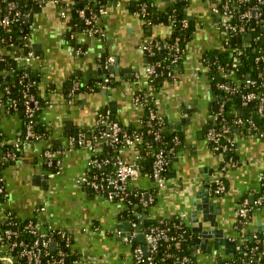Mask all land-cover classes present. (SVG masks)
<instances>
[{"label":"crops","instance_id":"0c3cea01","mask_svg":"<svg viewBox=\"0 0 264 264\" xmlns=\"http://www.w3.org/2000/svg\"><path fill=\"white\" fill-rule=\"evenodd\" d=\"M138 1L115 0L109 5V13L101 21L104 37L88 34L82 20L71 19V9L63 16L65 7L55 0H46L31 12L28 36L36 58L30 66L44 98L45 105L37 115L42 128L49 132L44 140L23 141L16 147L23 120L0 102V133L3 144L10 147L8 151L0 149L1 162L8 163L2 171L7 197L0 201V223L9 209L20 218L39 215L45 223L72 234V248L81 254L78 264L134 261L133 243L123 236V232L130 230L129 222L121 220L125 204L111 201L90 188L86 190L77 182L103 147L79 146L77 138L81 132L90 137L91 132L106 129L98 123L100 114L132 128L142 124L143 108L135 105L134 98L140 90L151 87L143 44L151 37L167 40L171 27L158 23L146 30L145 20L130 7ZM178 1L182 4L186 1L183 7L187 16L195 18L197 25L185 58L156 94V106L174 127L185 119L181 130L183 144L173 158L166 188L160 189L149 175H142L130 187H140L147 202L153 203L149 211L152 218L161 221L181 215L190 226V239L195 235L191 213L195 203L201 202L197 193L207 190L213 205L210 213L217 217L225 239L258 240L264 237V202L257 204L264 174V137L242 127L235 128L236 153L230 159L215 153L206 139L219 100L214 96L211 71L203 56L211 53L214 61L215 53L223 49L226 37L219 29L220 16L216 12L220 0H156L155 5L163 11ZM16 52L0 43V57L6 54L15 57ZM109 57L118 59L121 69L108 73L117 79L113 87L81 90L78 85L106 75H100L98 69L100 66L106 69ZM49 148L60 151L56 160L47 157L45 152ZM8 153L14 158H7ZM119 155L129 162L135 161L130 148L121 149ZM220 178L226 191L214 194L213 185ZM244 202L255 206L247 224L240 225L238 230V209ZM41 207L45 210L40 211ZM199 215L202 217V212ZM205 227L210 228V224L205 223ZM137 239L142 240L143 236L140 234ZM214 244L213 238L204 249L191 244V250H196H192L186 264H225L240 247L235 243L229 253L225 245L209 251L208 247ZM86 257L91 260L84 261Z\"/></svg>","mask_w":264,"mask_h":264},{"label":"trees","instance_id":"16d2710c","mask_svg":"<svg viewBox=\"0 0 264 264\" xmlns=\"http://www.w3.org/2000/svg\"><path fill=\"white\" fill-rule=\"evenodd\" d=\"M9 1L12 0H1L0 1V19L8 15L10 19V25H4L0 23V43L7 45L8 48L16 52L15 57L10 56L9 54L3 55L0 57V102L9 107L10 98L16 100L15 107H11L10 110L16 112L20 115L23 120V129L21 132V137L25 136L27 124L30 121V117L26 112V99L24 97L25 91H28L35 100L38 101V105L35 110L34 116V126L35 131L41 133L43 138L49 134L48 130L43 129L41 124L38 121V114L41 109L44 107V98L40 95L36 83V75L31 66H27L26 62L21 59H16L19 57V49L24 46V39L29 35L30 23L26 18V14L33 12L38 7V3L35 0H13L15 1V8L12 13L8 7ZM115 0H100L99 6L107 5ZM220 3L226 2L227 0H220ZM231 4L234 3V0H229ZM237 1V0H236ZM241 1V0H239ZM156 0H140L135 3L134 6H130L132 11L135 13H140L141 17L145 20V28L148 30L153 25L158 23L169 24L170 17L176 19L177 24L171 32V36L167 40L160 37H154L152 40L153 53L145 52L147 56V65L161 63L159 69L156 68V72L149 77L150 88H144L140 90L136 96H138L142 101L145 102V107L143 108L142 115V124L140 127H129L122 125L128 135L135 137L139 134L142 139L136 143L134 147L125 146L119 144L116 146L104 145L102 152L96 153L94 158L99 159L100 161L105 162L108 160V164L101 168H94L91 170L92 179L97 180L96 176H102L108 172L114 170L113 161L116 156H120L119 152L123 148H130L134 151V157L139 155L141 163V172L142 175H149L153 172V163L155 161L154 152L157 146H162L167 152L168 160V171L172 166V161L176 153L178 152V147L182 146L183 142L181 141L182 132L177 130V127H174L172 123L168 121V118L164 116L163 122L155 123L150 120V111L158 110L156 106V94L161 90L166 80H171V75L168 71L172 70L173 59L178 58L177 63H182L186 55V50L189 41L192 38V34L197 25L195 18H189L185 11V7L181 1L176 2L173 7H168L166 10H159L155 5ZM94 0H74L70 5L72 18H79L78 12L80 9L86 10H95ZM256 6L257 10L261 12V15L258 19H264V1H255V0H243L239 12L236 11L233 14L231 19V24L236 28L229 33L223 42V49L215 53L216 58L213 61L211 53L207 54L205 57L206 62L209 65L211 71L212 79V89L214 91V96L219 101L225 102V120L226 124L233 125L231 122L235 116H241L246 119H253L255 124H257L258 129L246 128L247 131L252 132H261L264 127V117L256 113L258 108L259 98L248 103L247 105L243 104L241 99L242 94L249 91H254L257 93V96L264 95V69H263V57H264V43L261 39V25L253 18L250 21L244 20L241 17V13L250 8ZM146 7L145 16H142V8ZM70 19V20H71ZM184 19L188 20V27L182 26V21ZM256 21V24L253 25V21ZM71 23V21H70ZM249 33H252V40L250 45L244 46L243 38L247 37ZM169 46H168V43ZM179 43L180 52H177L174 49H170V45ZM241 47L243 48V53L241 54L242 64L236 70L237 81L234 83L237 88L235 92L230 95H226L224 91L220 90L216 83L218 81L224 80L222 75L219 73V66L225 67L227 70H231L233 67L234 58L236 52L234 48ZM17 49V50H16ZM13 70V74H5V70ZM103 76H97L89 80L87 83L80 84L81 90L83 91H96V82L102 79ZM250 78L255 81L253 85L247 86V79ZM116 81H114L113 85ZM100 89V88H99ZM223 96V97H222ZM246 114L243 115L242 112ZM223 121V120H221ZM218 121L217 124L208 125L207 129L212 126H215L217 129H220L222 122ZM160 131L162 138L160 140L156 139V132ZM235 132V127H231L229 136L233 135ZM178 140V143H176ZM9 145L3 144L2 134L0 133V149L8 151ZM10 148V147H9ZM236 145L231 146L228 151H224L226 158L230 159L235 156ZM1 157V156H0ZM8 163L1 162L0 158V177H2V171ZM168 174V172H167ZM166 174V178H167ZM152 178V177H151ZM215 183L213 186H216ZM92 192H94L91 189ZM132 193L134 191L143 193V190L140 187H134L131 189ZM258 197L264 198V179L262 181V188L259 192ZM145 196L135 197L133 194L130 197H127L123 200L125 208L121 212V220L126 221H137L140 224V232H149L152 228L161 229L165 226L171 227V235L182 234V241L179 247L170 243L169 241L161 239L157 250L150 251L149 256H144V259L141 262H137L135 259L133 264H176V257L183 258L184 256L192 257L191 245V229L188 223L181 219H165L164 223H160V220L152 218L149 216V211L153 203L146 202ZM255 204L251 207L253 208ZM138 215H141L138 218ZM9 219L16 223V225H11V228H16L21 230L20 239L27 240L30 243H33L37 238L25 230V225L34 217L20 218L16 216L15 212H11ZM7 227L8 225H3ZM55 239L61 241L60 251L68 253L69 256L65 258L66 264H73L75 259L81 257L80 253H77L73 250L72 247L67 246L61 240L59 234H55ZM264 237L260 236L258 240H248L247 243L251 247L255 248V255L250 253L249 255H244L243 252L246 250L245 247H239L238 251L233 253V256L225 264H264V247L263 243ZM142 246L144 249L147 246L145 238L138 240L137 237L133 240V247ZM245 248V250H244ZM55 249L52 252L54 254L59 253L60 251ZM250 250V249H249ZM262 254V257H260ZM171 255V256H169Z\"/></svg>","mask_w":264,"mask_h":264},{"label":"built area","instance_id":"2783aa9c","mask_svg":"<svg viewBox=\"0 0 264 264\" xmlns=\"http://www.w3.org/2000/svg\"><path fill=\"white\" fill-rule=\"evenodd\" d=\"M1 1V0H0ZM38 5L41 7L44 5L46 0H35ZM57 4H61L62 7H65L64 11L62 12L63 16L67 15V10L70 9V5L73 3L74 0H71L70 2L62 3L60 0H55ZM94 7L95 10H86V9H80L78 12V16L80 20H84L85 22V30L90 35H101L104 37L106 35L104 28L101 25V21L105 15L109 13V5L112 3L107 4L106 6H99L100 0H94ZM255 1H264V0H255ZM221 2V1H220ZM243 3V0H234V3L231 4L229 0L226 2L220 3L216 9V12L220 16V22H219V29L222 31L223 35L227 38L229 37V33L234 30L236 27L231 24V19L233 17V14L240 10L241 4ZM8 7L10 9V13L13 12L15 8V1H9ZM239 9V10H238ZM146 7L142 8V16H145ZM241 17L244 20L250 21L253 18L258 21V23L261 26H264V19H258L261 15V12H259L254 6V8H250L246 11L240 12ZM139 16L140 13H137ZM31 12L26 14V18L30 19ZM141 17V16H140ZM143 18V17H141ZM144 19V18H143ZM225 19V20H222ZM178 21L176 19L170 17L169 26L171 27V32L173 31V28L176 26ZM0 23L4 25H10V19L8 15L3 16L0 19ZM188 20L184 19L182 21L183 27H188ZM171 32L169 37L171 36ZM261 37V36H259ZM154 38H149L144 44L143 49L145 52H149L150 54L153 53V44L152 40ZM24 46L21 47L18 51L19 57H16V59H21L26 62L27 66H30V62H32L36 56L34 51L32 50V43L29 36H26L24 39ZM244 46L250 45V42L246 41L245 36L243 38ZM168 43V42H167ZM169 46V43H168ZM170 49H174L177 52H180V45L179 43H175L170 45ZM234 51L236 52V56L234 58L233 67L231 70H227L223 66H219V73L222 75L224 80L218 81L216 83V86L225 92V94L228 96L236 91V85L234 83L237 81L236 77V70L241 66L242 64V58L241 54L243 53V48L236 47L234 48ZM180 58V57H178ZM178 58L176 57L173 59L172 63V70L168 71L171 76H173L174 70L177 67ZM115 61L114 57H109L106 62V69H108L113 62ZM161 67V63L158 62L156 64H148L146 68V72L149 77L156 72V68L159 69ZM5 74H13V70H5ZM114 81H117L116 77L113 74H106L103 75L102 79L98 80L96 82L97 88H104V89H111L113 87ZM149 81V80H148ZM87 83V82H86ZM247 86L253 85L255 83L254 80L248 78ZM79 86V85H78ZM75 90L71 93V96L74 95ZM24 97L26 99V112L28 116L30 117V121L27 124V129L24 137H20L18 141L16 142L15 146H20L21 142L23 141H41L44 140L41 133H38L35 131L34 126V116L36 107L38 105V101L34 99L33 96L29 94L28 91H25ZM223 97V96H222ZM259 98L258 102V108L256 110V113L264 117V95L258 97L257 93L254 91H249L247 93L242 94L241 99L243 101L244 105H247L248 103L256 100ZM134 103L138 108H144L145 102L142 101L138 96H135ZM16 100L10 98L9 101V108L15 107ZM218 109L216 110V114L214 117V124H217L218 121H221L223 124L220 129H217L215 126L210 127L207 130L206 139L209 143L212 150L217 154H223L224 151H228L231 146L235 145V140L233 138V135L229 136L231 127L234 126L235 128L242 127V128H254L258 129L257 124H255V121L253 119H246L241 116H235L232 119V123L228 125L226 124L224 112H225V102L219 101L217 105ZM150 120L155 123L163 122L164 116L158 112V110H151L150 111ZM98 123L104 124L106 126V129L100 132H94L91 136L88 137L85 132H81L78 135L77 143L79 146L82 147H89L95 149L96 147H103L104 145H111L116 146L119 144H123L125 146L134 147L137 142H139L142 137L137 134L135 137H131L128 135L125 131V128L115 119H110L105 115L100 114L98 117ZM213 124V125H214ZM260 137H264V127L261 130V132H256ZM156 139L160 140L162 138V135L160 131L156 132ZM176 143H178V140H176ZM59 150L54 149H46V155L51 160H56V156L59 154ZM155 161L153 163V172L151 174V177L158 183V187L160 189H164L167 187V179L166 174L168 172V160H167V152L162 146H157L154 152ZM7 158L13 159L14 155L11 153L7 154ZM140 156L136 155L135 161L129 162L126 159H124L121 156H116V158L113 161L114 170L111 172H108L102 176H96L97 180L92 179L91 177V170L94 168H101L108 164V160L105 162L100 161L97 158H94L90 162V168L88 171L81 177L78 178L77 182L84 188V189H92L94 193H97L101 196H104L105 198L111 200V201H122L126 199L127 197H130L132 194L135 197L144 196V193L134 191L132 193L130 184L142 176L141 172V163ZM264 179V174L262 175V181ZM217 185L213 186L212 192L214 194H221L226 191V185L222 178L218 179L216 181ZM7 197V193L5 191V188L2 184V177H0V201H4ZM145 202V201H144ZM147 202V200H146ZM145 202V204H146ZM264 202L263 197H259L257 204L262 205ZM40 211H44L45 208L41 207L39 209ZM251 211V206L247 203H241L238 209V230L240 228V225L243 226L247 224L248 217ZM11 212H14L13 210H8L5 218L0 223V264H66L65 258L69 256L68 253H65L63 251H60V245L61 241L55 239V234H59L61 237V240L69 247H72L73 245V236L72 234L64 229H57L54 228L52 225H49L45 223L39 215L34 216V219L30 220L25 225V230L29 232L30 234L34 235L37 239L30 243L27 240L19 239L21 230H17L16 228H11V225H16V223L12 222L9 219V216L11 215ZM141 215H138V218H140ZM183 218L181 215L175 216L173 219H181ZM184 219V218H183ZM164 220H161L160 223H164ZM8 225L7 227H4L3 225ZM130 224V230L123 235L125 241L129 243H133L134 238H136L138 235H142L143 238L146 240L147 246L150 248V251H156L158 244L161 239L169 241L170 243L174 244L175 246L179 247L182 241V234L179 235H171V227L165 226L161 229L158 228H152L149 232H139L137 230V227L140 226V224L137 221H129ZM119 234L122 235V231H119ZM18 238V239H17ZM236 240V241H235ZM241 240V239H240ZM56 243V248L60 252L57 254H54L52 251L55 249L50 248L51 243ZM236 244L240 245L241 248H244V255H249L252 253V255H255V248L248 245L247 241L241 242L239 239H234ZM264 243V242H263ZM264 247V244H263ZM250 249V250H249ZM145 251L142 246H137L134 248V259L137 262H141L144 259ZM171 256V255H169ZM260 257H262V254H260ZM84 259V258H83ZM81 260V257L79 259H75L73 261V264H78ZM91 259H88L87 257L84 259V261H90ZM190 258L188 256L176 257V264H186Z\"/></svg>","mask_w":264,"mask_h":264},{"label":"water","instance_id":"95a60500","mask_svg":"<svg viewBox=\"0 0 264 264\" xmlns=\"http://www.w3.org/2000/svg\"><path fill=\"white\" fill-rule=\"evenodd\" d=\"M185 3L186 1H183V4ZM222 20H225V19H222ZM81 24L83 25L85 24L84 20L81 21ZM255 24H256V21L254 20L253 25ZM261 33L264 34V26H261ZM247 39L249 41L252 40V33L248 34ZM262 41L264 43V35L262 37ZM118 63H119V60L115 59L114 64H112L108 69H104L102 68V66H100L98 69L99 70L98 73L100 75H103V74H108V73H114L116 71L119 72L121 69ZM122 71L124 72L125 70H122ZM215 109L217 110L218 107H215ZM107 111L108 109H105V112ZM242 114L245 115L246 113L243 111ZM184 123H185V119H182L181 123L176 125L178 131L182 130V125ZM181 139L183 140V137H181ZM178 149L180 150V147ZM170 171H173V170H170ZM197 195H198V198L201 200V202L195 203L196 208L191 213L192 218H193V223H194L192 230L195 233L194 237L191 239V244L195 246H200L201 248L204 249L206 248V245L208 244V240L210 238H213L215 239V244L214 246L208 247L209 251H212L213 248L219 249L221 245H225L226 247H228L226 250V253L233 251L232 248H230V246L234 245L235 242H230L224 238V230L218 227L219 222L217 221V217L215 216V214L210 213V211L213 210V207H212L213 205H211L210 203L211 196H209L208 191L207 190L200 191L197 193ZM199 212H202V217L199 215ZM205 223H209L210 228L205 227ZM125 225H122V226H125ZM137 230L140 232L141 228L137 227ZM125 233L126 232H123V235ZM50 248L55 249L56 243L55 242L51 243ZM192 250H196V249L194 248ZM144 251H145V255L149 256L150 248L146 247Z\"/></svg>","mask_w":264,"mask_h":264}]
</instances>
